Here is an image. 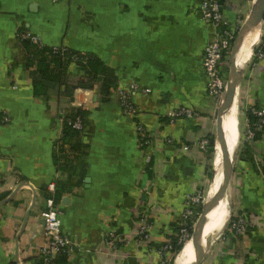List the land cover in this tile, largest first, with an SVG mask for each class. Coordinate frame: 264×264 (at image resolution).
I'll use <instances>...</instances> for the list:
<instances>
[{
    "label": "crops",
    "instance_id": "0c3cea01",
    "mask_svg": "<svg viewBox=\"0 0 264 264\" xmlns=\"http://www.w3.org/2000/svg\"><path fill=\"white\" fill-rule=\"evenodd\" d=\"M203 1L0 0V264L39 263L42 213L61 188L67 191L58 203L62 233L75 244L67 264H158V251L172 236L185 200L208 180L207 151L182 147L193 148L217 128L203 68L212 33ZM249 4L225 0L233 29L249 17ZM23 30L46 47L95 56L114 72L118 89L137 84L149 90L131 94L138 119L124 114L117 92L104 100L101 83L76 89L73 98L58 89L45 100L35 98L30 71L23 66L28 53L17 39ZM249 96L264 109V61L247 71L237 93V151ZM80 108L88 112L84 148L74 151L61 146L63 122ZM180 108L199 116L175 121L166 116ZM136 122L161 142L148 149L154 155L153 177L143 171ZM252 146L249 151L241 146L226 192L228 215L210 225L212 244L201 264H264V231L244 237L229 228L236 212L264 222V180L255 163L264 154V138ZM145 210L155 223L151 249L137 241L136 214ZM112 228L124 238L116 252L102 244Z\"/></svg>",
    "mask_w": 264,
    "mask_h": 264
},
{
    "label": "built area",
    "instance_id": "2783aa9c",
    "mask_svg": "<svg viewBox=\"0 0 264 264\" xmlns=\"http://www.w3.org/2000/svg\"><path fill=\"white\" fill-rule=\"evenodd\" d=\"M246 1V0H245ZM248 1V0H247ZM250 2V1H249ZM225 1L222 0H204L202 4L203 18L206 24L211 28V37L206 46L203 60V68L208 79L207 91L211 99L216 102L222 100L224 93L226 91L229 80L226 79L222 73V66L225 65L227 57H230L233 50L234 41L240 30L241 26L233 29L229 20L224 13ZM262 34L259 43L255 46L253 55L250 62L248 63L246 69L244 70L246 76L247 71L252 67L253 70L258 65V62L264 61V23L262 27ZM17 37L22 39L31 40L34 43H40V40L34 34L25 31L24 33H18ZM41 44V43H40ZM56 49V48H55ZM243 78V79H244ZM19 84L17 80H14V88L18 89ZM239 90V89H238ZM143 92L148 94L149 90H141L137 84H132L129 89H118L117 94L120 97V101L123 107L124 114L127 117L137 120L139 115V110L132 100L131 94H137ZM78 107H81L79 102ZM252 111V113L258 118V122L255 125H251L250 121L247 119L245 113ZM168 118L175 121L178 118H195L199 116V113L193 109L180 108L166 114ZM245 116V126L243 130V139L241 145L247 143L252 146L264 138V109L259 108L252 101L251 96H249V107L244 112ZM74 128L79 132L84 131V122L78 119L74 124ZM136 131L138 134V144L140 150L143 152V171L147 173L148 168L154 162V155L148 151L150 146H158V135L156 133H149L141 125L140 122H136ZM259 133L262 138L260 140L256 139V134ZM166 144H173L172 139H166L164 141ZM163 142V143H164ZM209 146L208 137H204L201 141L194 144V147L184 145L182 149L184 152H190L193 149L207 150ZM253 147V146H252ZM256 166L264 180V154L258 156L255 160ZM154 173V166H153ZM50 190L54 191V185L50 186ZM202 189L196 191L194 194L187 197L184 203V212L178 219L185 221L188 217H192L191 209L196 204H199ZM148 197L151 196L150 191L147 189L144 191ZM144 204V203H143ZM62 210L60 204H56L54 200L49 199L46 203V209L42 213L44 219V244L39 248L38 255L44 260V264H51L53 260L61 253L67 252L69 255L73 251L74 242L66 237L62 233V223H61ZM136 218L139 221V234H138V244L140 247H148L151 249L153 242V230L155 229V223L150 216L149 212L141 211L136 214ZM177 219V220H178ZM185 222L181 224V230L172 236L178 237L180 242L185 241L186 236L189 237L188 229L185 228ZM230 231L235 236H247L252 230L259 229L264 231V222H257L250 215L245 212H236L230 217ZM171 230V229H170ZM168 228V233L170 232ZM187 237V238H188ZM124 243V238L121 236L117 229L112 228L104 241L102 242L103 247L111 251H118ZM102 250V248H101ZM172 250V244L166 242L161 250L158 251V264H168L167 253ZM257 258V255H253Z\"/></svg>",
    "mask_w": 264,
    "mask_h": 264
},
{
    "label": "trees",
    "instance_id": "16d2710c",
    "mask_svg": "<svg viewBox=\"0 0 264 264\" xmlns=\"http://www.w3.org/2000/svg\"><path fill=\"white\" fill-rule=\"evenodd\" d=\"M222 1L224 2L225 0ZM24 32V30L20 31L21 34ZM17 39L20 44L25 47L28 53L23 66L25 70L30 71L35 98L45 100L48 98L49 92L53 89H58L63 95L73 98V94L76 89H93L96 83H101V95L104 100L109 99L117 92L118 81L114 72L110 68L104 66V64L95 56L78 53L67 48L55 49L46 47L40 43H34L31 40L22 39L21 37H18ZM229 65L230 57H227L225 65L222 66V73L226 82L229 78ZM74 70L75 74L73 73ZM77 74H79L80 77L75 79L74 77H76ZM245 115L251 125L257 124L258 118L252 113V111L245 113ZM87 117L88 112L81 108L74 109L72 113L67 116L63 122V137L61 140V146L64 147V145L69 144L71 149L74 151L83 150L84 146L81 143V132L74 128V124L78 119L83 120L85 124ZM261 138L262 136L257 133L256 139L260 140ZM208 140L209 146L206 151L209 161L208 171H210L215 152V139L213 135H210L208 136ZM241 146L242 145H240V148L237 151V157L242 151ZM250 148V145L247 143L243 144L242 149L249 151ZM62 151L64 152V150ZM153 166L154 162L147 170V174L151 177H153ZM208 176L210 177V173H208ZM63 188L67 190L69 187ZM61 189L56 191L54 196H49L56 204L62 201L63 196L67 192H64L65 190ZM201 213L202 209L200 210V214ZM195 219L197 218L188 217L185 221L178 219L172 225V227H174L178 232L181 230V227H176L178 222H185V228L188 229L189 238L183 242H180L179 238L175 236L166 238L164 244L166 242H170L172 244V250L166 254L168 264H178L177 260L180 259L181 252L184 249L186 242L193 236L194 227L197 223ZM68 260L69 254L67 252H61L51 264H67ZM44 263V260L40 258L38 264Z\"/></svg>",
    "mask_w": 264,
    "mask_h": 264
},
{
    "label": "bare ground",
    "instance_id": "6f19581e",
    "mask_svg": "<svg viewBox=\"0 0 264 264\" xmlns=\"http://www.w3.org/2000/svg\"><path fill=\"white\" fill-rule=\"evenodd\" d=\"M259 0L252 1V8L254 5L258 4ZM261 27L255 28L247 37L246 40L241 48L239 55L237 56V60L234 63V70L242 71L246 69V64L248 60L253 55V50L255 46L259 43L261 38ZM233 78L229 81L226 91L224 93V97L222 98L219 110L221 112V119L223 120V126L226 134V141H227V148H228V157L230 158L231 162H234V158L237 153L238 149V139L239 133L237 130V123H236V102L233 104L232 98L230 101L225 103V99H227L229 87L233 85ZM217 144V158H216V165L215 169L221 167V170L214 176L213 182L211 184V190L208 192L206 197V203L211 202V211L208 216V225L206 227V237L210 239L211 242V227H214L220 220H222L225 216L228 215L229 206L227 201L226 195L216 196L218 191L223 185L224 177L227 173V160L224 157V150L220 141ZM195 230V229H194ZM198 232V231H197ZM197 237V236H196ZM193 236L191 237L190 241H188L184 249L181 252L180 259L177 260L178 264H192L194 263L195 259L198 257V253L195 250V239Z\"/></svg>",
    "mask_w": 264,
    "mask_h": 264
},
{
    "label": "water",
    "instance_id": "95a60500",
    "mask_svg": "<svg viewBox=\"0 0 264 264\" xmlns=\"http://www.w3.org/2000/svg\"><path fill=\"white\" fill-rule=\"evenodd\" d=\"M264 23V0H259L257 5H254L249 17L241 26L236 39L234 41L233 50L231 54V78H233V85L229 87L227 99H225V103L230 101L232 98V102L234 104L236 92L238 86L240 87L242 78L244 75V70L236 71L234 70V63L237 60V56L239 55L241 48L246 40V37L257 27H262ZM217 133L218 139L222 145L224 150V157L228 161L227 162V173L224 177L223 185L217 193V197L221 195H226L230 180L233 176L234 172V165L231 162L230 158L228 157V148H227V141H226V134L223 126V120L221 119V112L219 110V118L217 122ZM237 155V153H236ZM236 158V157H235ZM211 202H205L202 208V213L199 216L197 223L195 224V230L193 232V239H195V250L198 253V257L195 259L194 263L192 264H201L210 249L212 242L210 243V239L206 237V227L208 225V216L211 211ZM198 231V232H197ZM213 241V238H212Z\"/></svg>",
    "mask_w": 264,
    "mask_h": 264
},
{
    "label": "rangeland",
    "instance_id": "374dc122",
    "mask_svg": "<svg viewBox=\"0 0 264 264\" xmlns=\"http://www.w3.org/2000/svg\"><path fill=\"white\" fill-rule=\"evenodd\" d=\"M250 1V2H249ZM252 1L253 0H246V2H249L250 4V6L252 7ZM252 10V9H251ZM262 27H263V25H262ZM262 27H261V31H262ZM253 52H254V50H253ZM249 61V60H248ZM230 67H229V78H228V80L230 81L231 80V76H230V74H231V62H230V65H229ZM244 75H245V72H244ZM244 75H243V78H244ZM243 78H242V80H243ZM238 89H239V86H238ZM238 89H237V92H236V97H237V93H238ZM236 97H235V100H236ZM220 102H221V100L220 101H218V102H216V107H215V113H214V122H215V125L217 124V122H218V118H219V105H220ZM235 103V102H234ZM242 115L244 116V113L242 112ZM244 119H245V116H244ZM213 137H214V139H215V148H214V157H213V161H212V163H211V169H210V171H208V173H210V177L208 176V180H207V182L205 183V185H204V187L202 188V193H201V197H203V199H200V202H199V204H196L195 206H193L192 207V209H191V214H192V217L194 218V217H196L197 219H195L196 220V222L198 221V219H199V216H200V210L203 208V205L205 204V201H206V197H207V195H208V192L211 190V184H212V182H213V178H214V176L218 173V171H220L221 170V167L219 168V170H218V168L217 169H215L216 167H217V165H216V158H217V144H219L218 143V141H219V139H218V133H217V128L215 129V131L213 132ZM243 131L241 130V140H240V143H241V141H242V139H243ZM238 142H239V139H238ZM239 144V143H238ZM241 145V144H240ZM235 157H237V156H235ZM234 162H233V165H235L236 164V158H234ZM208 175V174H207ZM183 221V220H182ZM181 221H179L178 222V224H177V226L176 227H181ZM195 229V228H194ZM171 232H173V234H175V233H177V230H175V228L174 227H172V230H171ZM188 236H186V239L185 240H187L188 238H187ZM192 239V238H191ZM188 241H190V240H188ZM187 241V242H188ZM186 242V243H187Z\"/></svg>",
    "mask_w": 264,
    "mask_h": 264
}]
</instances>
